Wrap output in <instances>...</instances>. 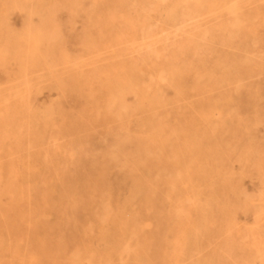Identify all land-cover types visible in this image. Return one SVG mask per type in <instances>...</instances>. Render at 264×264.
I'll list each match as a JSON object with an SVG mask.
<instances>
[{
  "label": "rangeland",
  "instance_id": "1",
  "mask_svg": "<svg viewBox=\"0 0 264 264\" xmlns=\"http://www.w3.org/2000/svg\"><path fill=\"white\" fill-rule=\"evenodd\" d=\"M140 1L148 3L150 0ZM94 2L44 0L41 7L32 9L31 0H0V36L12 39L9 43L12 49L18 45V41H13L18 35L31 28H41L54 42L56 63L60 64L66 58L72 63L71 76L66 73L59 81L46 85L33 82L36 70H32L22 83L28 85L29 92L15 99L16 104L25 111V122L43 108H48L54 115L55 127L48 130L49 143L45 142L38 148L40 154L48 146L63 145V136L73 139L80 131L88 144H96L101 134L92 136L85 132L86 116L94 108L99 93H118V77L122 76L123 68L111 55L110 45L100 38L105 32V17L104 11H94ZM224 3L220 0L210 16L196 8L191 11L196 18L194 28L198 33L194 38L196 51L188 56L201 73V80L187 77L181 97L174 89L160 86L164 108V114L159 119L161 136L164 138L171 130L179 129L186 140L166 149L160 161L152 163L149 159L144 173L154 179L162 167L174 173L181 172L179 185H176L178 188L170 192L164 178L156 181L153 194L141 195L139 209L142 210L145 205L151 207L152 229L155 234L166 231L169 238L178 235L190 224H207L209 229L200 231L194 237L195 244L190 242L189 251L199 248L204 251L206 243L227 244L230 251L224 252L223 260L226 263L246 264L252 248L264 250V0H257L250 9L242 11L239 29L233 26L229 28L231 16ZM125 13L123 17L130 20V35L123 37L127 59L144 71H151L160 83L162 73L172 70L173 59L159 48L154 51L145 48L140 37L152 31L150 23L139 18L138 10ZM261 18L263 22L260 23ZM90 34L92 38H88ZM27 43L31 44L30 41ZM18 75V67L12 61H0V107L10 102L8 90L19 83ZM235 81L240 87L227 90L230 85H235ZM135 92L126 97V105L150 96L141 91ZM206 105L210 106L207 108ZM200 109L205 116L198 113ZM130 125L132 134L145 132L142 140L123 146V159L128 165H133L144 161L147 152L154 150L150 144L153 123L135 120ZM28 144L33 148V142L29 141ZM190 153L191 169L186 174L182 162L188 161ZM50 160L52 164L46 163V160L38 163L34 180L53 179L61 186H66V182L71 180L82 185L92 174L87 159H72L65 163L60 153L55 151ZM194 184L200 187L194 194L210 195L209 199H216L213 203L215 210L201 214L192 207L188 221L180 222L176 220L175 207L182 200H194L190 192ZM15 199V196L6 194L0 197V264H17L10 255L13 226L5 221L10 214L11 202ZM186 204L191 205L190 202ZM233 216L236 218L235 226L230 229ZM71 237H75L73 232ZM162 242L155 250L163 255L171 254L173 247L170 251V247Z\"/></svg>",
  "mask_w": 264,
  "mask_h": 264
},
{
  "label": "bare ground",
  "instance_id": "2",
  "mask_svg": "<svg viewBox=\"0 0 264 264\" xmlns=\"http://www.w3.org/2000/svg\"><path fill=\"white\" fill-rule=\"evenodd\" d=\"M43 1L31 0V8L41 7ZM219 1L150 0L143 3L140 0H95L94 11H104L105 17V32L100 38L110 45L111 55L123 68L122 76L118 77V93H99L94 108L86 116L85 132L92 136L101 134L96 144H88L79 130L77 137L72 139L65 135L64 139L61 137L64 140L63 145L60 143L62 146H48L43 154H40L38 148L45 142L49 143L48 130L55 127L53 113L48 108H43L25 122V111L16 104L15 99L29 92L28 85L22 83L32 70H36L33 82L46 85L51 81H59L66 73L71 76L72 63L69 58L60 64L56 63L54 42L41 28H31L17 38L12 37L13 41H18L14 49L9 44L12 39L0 36V61H12L18 67L19 74L17 86L8 90L10 102L0 107V197L4 194L16 197L11 202L10 214L5 221L13 226L10 255L17 264H233L226 263L222 257L224 252L230 251L227 244L206 243L204 251L200 248L189 251V244L194 237L200 231L209 229L207 224H190L181 233L169 238L166 231L155 234L152 229L151 207L145 205L142 210L139 209L141 195L153 194L156 181L164 178L170 192L178 188L176 185L180 182L181 172L174 173L162 167L154 179L144 173L149 159L152 163L160 161L166 149L186 140L179 129L171 130L164 138L161 136L159 119L164 114V108L161 104L160 86L174 89L177 96L181 97L187 77L192 76L195 81L201 80V73L188 56L196 51L194 38L198 33L194 28L196 18L191 11L196 8L202 14L210 16ZM256 1L223 0L224 7L231 16L229 28L233 26L239 29L240 14L245 9H250ZM133 10H138L139 18L147 20L152 27V31L141 34L140 40L145 48L152 51L159 48L169 53L173 59L172 70L162 73L160 83L155 80L151 71L146 72L127 59L123 37L130 35V20L123 15ZM259 22H263V19H259ZM153 28L157 30L156 33ZM92 37V34L88 36ZM29 41L31 44L27 43ZM238 87L239 83L235 81L234 86L230 85L226 89L234 90ZM135 91L150 96L126 105V97L133 95ZM198 113L205 116L202 109ZM135 120L153 123L150 144L154 150L147 152L146 160L128 165L122 157L123 146L145 137L144 131L132 134L130 124ZM29 141L35 147H30ZM55 151L60 153L65 163L72 159H87L92 167L90 178L82 185L70 180L66 182V186H61L53 179L34 180L38 163L46 160V163L52 164L50 157ZM191 157L190 153L188 161L182 162V169L186 174L191 169ZM199 188L195 185L190 189L194 200L186 199L177 203L176 220L185 222L189 219L192 207L201 211V214H209L215 210V198L194 194ZM187 202L191 205H187ZM235 219L233 216L230 229L235 226ZM72 232L75 234L74 238L71 237ZM161 242L170 247V251L173 247V253L163 255L156 251ZM246 264H264V250L252 248Z\"/></svg>",
  "mask_w": 264,
  "mask_h": 264
}]
</instances>
